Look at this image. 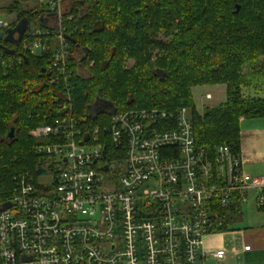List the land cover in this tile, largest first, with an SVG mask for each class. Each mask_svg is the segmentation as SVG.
Wrapping results in <instances>:
<instances>
[{
    "label": "built area",
    "instance_id": "1",
    "mask_svg": "<svg viewBox=\"0 0 264 264\" xmlns=\"http://www.w3.org/2000/svg\"><path fill=\"white\" fill-rule=\"evenodd\" d=\"M35 1L43 24L27 32L36 39L22 48L40 55L49 49L40 37L55 38V82L71 57L63 27L72 0ZM11 25L0 21L1 39ZM64 108L30 133L42 172L15 177L6 191L0 182V264L223 261L226 248L204 249L208 237L222 234L215 209L230 207L235 194L245 204L252 192L257 208L264 207V177L244 172L229 144L208 159L187 108L108 110L109 119L95 126L74 117L71 105Z\"/></svg>",
    "mask_w": 264,
    "mask_h": 264
},
{
    "label": "trees",
    "instance_id": "2",
    "mask_svg": "<svg viewBox=\"0 0 264 264\" xmlns=\"http://www.w3.org/2000/svg\"><path fill=\"white\" fill-rule=\"evenodd\" d=\"M28 1L0 9L16 15L10 29L27 23L20 44L0 40L4 191L15 177L42 172L34 152L39 142L30 133L50 124L66 105L92 126L110 115L91 112L98 101L116 111L187 108L197 145L212 161L223 144L240 152L242 120L264 119V0H72L63 27L71 57L65 76L55 82V38L40 37L49 45L40 55L22 48L36 39L27 35L31 24H43V8L24 9L22 2ZM218 85L226 87V101L199 114L193 88ZM12 128L16 135L8 140ZM242 207L235 194L230 207L215 209L219 233L244 220Z\"/></svg>",
    "mask_w": 264,
    "mask_h": 264
},
{
    "label": "rangeland",
    "instance_id": "3",
    "mask_svg": "<svg viewBox=\"0 0 264 264\" xmlns=\"http://www.w3.org/2000/svg\"><path fill=\"white\" fill-rule=\"evenodd\" d=\"M14 0H0V9L6 8L9 6ZM24 9H33L37 7V3L35 0H29L28 2H22ZM16 19V15L14 14H8L4 12L3 10L0 11V21L8 20L11 23H13ZM36 26L35 22L31 24V28H34ZM27 27V23L21 22L17 25L15 29H9L7 38L13 39L15 34L21 32L24 28ZM81 73L86 76V72L81 71ZM206 94H211L213 99L206 100L205 96ZM193 97H194V103L196 106V110L199 114H202L204 112V109L207 107H215L224 103L226 98V87L224 85H218V86H201V87H195L193 90ZM261 97L264 98V94L261 95ZM93 114H95V110L93 109L91 111ZM248 123H258V120H251L247 121ZM243 214H244V220L235 225L232 229V231L224 232L221 234V236L224 239L226 250L229 252L233 250V248L238 249L242 246L246 236L242 233H248V231H257L264 225V212H259L258 208L254 201V193L252 192L250 194V199L247 203L243 204L242 207ZM243 259L242 257H235L233 254H229L226 259L223 261H216V260H209L206 262V264H242Z\"/></svg>",
    "mask_w": 264,
    "mask_h": 264
},
{
    "label": "crops",
    "instance_id": "4",
    "mask_svg": "<svg viewBox=\"0 0 264 264\" xmlns=\"http://www.w3.org/2000/svg\"><path fill=\"white\" fill-rule=\"evenodd\" d=\"M247 121H241L240 155L242 164H244L243 170L254 178H262L264 177V119H259L258 123H248ZM244 235L246 238L242 246L236 249L237 254L231 253V251L229 254L242 257V264H264V225L259 230H249ZM247 245L251 246V250L244 252L243 247ZM223 248L226 247L221 234L210 236L205 240L204 249L207 251L214 252Z\"/></svg>",
    "mask_w": 264,
    "mask_h": 264
},
{
    "label": "water",
    "instance_id": "5",
    "mask_svg": "<svg viewBox=\"0 0 264 264\" xmlns=\"http://www.w3.org/2000/svg\"><path fill=\"white\" fill-rule=\"evenodd\" d=\"M238 10H240V9L237 7V11H238ZM237 11H236V12H237ZM26 30H27V27L24 28L21 32L17 33V34L19 35V37H20L18 40H15V38H13L12 40H13L14 42H16L17 44H19L20 41H21V38H22V36H23V34H24V32H25ZM1 37L3 38L4 35L1 34L0 39H1ZM8 39H9V38H8ZM5 40H6V39H5ZM10 40H11V39H10ZM94 110H95V115H98V114L106 113L108 110H114V108H113V106H112L110 103H108V102L98 101V102L96 103V105L94 106ZM15 135H16V130H15L14 128H12V129L10 130L9 134L7 135V139H8V140H13V139L15 138Z\"/></svg>",
    "mask_w": 264,
    "mask_h": 264
}]
</instances>
